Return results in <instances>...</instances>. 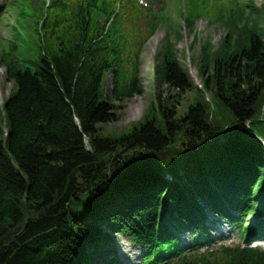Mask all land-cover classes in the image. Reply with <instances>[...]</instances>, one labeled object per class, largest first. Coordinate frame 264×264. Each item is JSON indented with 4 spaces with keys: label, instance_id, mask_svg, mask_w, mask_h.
<instances>
[{
    "label": "trees",
    "instance_id": "16d2710c",
    "mask_svg": "<svg viewBox=\"0 0 264 264\" xmlns=\"http://www.w3.org/2000/svg\"><path fill=\"white\" fill-rule=\"evenodd\" d=\"M230 30L231 38L236 26ZM100 33L93 18L81 17L35 74L10 75L17 90L0 125V264H119L112 252L89 251H99L103 238L113 242L104 223L141 243L160 240L167 219L182 207L179 200L190 203L192 195L195 201L191 190L166 187L157 162L173 148L192 155L187 165L199 179L196 195L208 190L210 179L201 157L211 158L221 192L235 193V178L250 190L245 178L264 176V149L248 127L263 113L264 30L244 32L234 43L226 39L232 52L223 48L211 71L202 70L204 91L182 114L177 97L194 86L168 41L163 83L176 100L159 98L153 118L119 136L101 127L117 121L121 105L140 94L139 66L135 57L112 60ZM109 73L114 89L108 98ZM217 101L234 117L222 136L211 122ZM221 137L222 148L204 154Z\"/></svg>",
    "mask_w": 264,
    "mask_h": 264
},
{
    "label": "rangeland",
    "instance_id": "374dc122",
    "mask_svg": "<svg viewBox=\"0 0 264 264\" xmlns=\"http://www.w3.org/2000/svg\"><path fill=\"white\" fill-rule=\"evenodd\" d=\"M255 1L259 7L264 3V0ZM20 15L21 13L18 10V12H16V19H19ZM172 15L175 14L172 13ZM2 34L0 32V36L6 39L4 32H2ZM197 36L199 39L194 41V37L189 34V32H186L183 40L180 42H175L174 40L172 42L177 44L174 47L176 63H178L189 76L194 88L181 94L176 100L175 92L163 83L165 73L164 64L167 50L165 47V31L161 29L145 46L142 54V64L140 68V82L142 87L140 94L122 104L119 109L117 121L102 126L101 133L110 136L128 134L133 128L140 126L148 118H153L155 108L159 104V98L161 97L167 98L170 101L175 99L176 109L181 114L187 111L191 104L198 101L200 91H204V82L201 81L200 77L202 70L211 71L210 66L213 61L217 59L218 56L226 54L223 48L228 46V52L231 53L233 46L230 43V45L224 47L225 43L223 42V39L227 36V31L219 25L211 26L207 20H200L198 22ZM159 68L160 73L156 74V69ZM13 87L14 85L6 80V70L0 67V105H2L9 97ZM106 94L109 98L108 90ZM212 112L213 115L211 117V122L215 127L216 134L222 135L224 131L234 123V117L219 101L216 102ZM262 112L264 113V106L262 107ZM4 123L3 114L0 113V125H3ZM253 128L260 135L264 136V114L263 120L257 121ZM221 144H223V142L213 141L210 144V147L212 150H217L222 148ZM182 153L184 152L179 148L164 152L159 159V166L173 170V166H175L176 162L180 160ZM184 154L187 155L186 153ZM121 242L126 244L127 249L124 248L128 253L136 254V250L129 240L121 238ZM133 257L134 256H132V258Z\"/></svg>",
    "mask_w": 264,
    "mask_h": 264
},
{
    "label": "bare ground",
    "instance_id": "6f19581e",
    "mask_svg": "<svg viewBox=\"0 0 264 264\" xmlns=\"http://www.w3.org/2000/svg\"><path fill=\"white\" fill-rule=\"evenodd\" d=\"M253 130H255L254 128H253ZM257 134V139L259 140V142H261V144L262 145H264V143H262V140L260 139V134L257 132L256 133ZM262 138H264V136L262 135ZM208 156H210L208 153H206ZM201 159H202V161L208 166V167H211V165L209 164V162H207V160L208 161H210V159L211 158H207V157H201ZM189 162H191V159H189ZM173 168H175V169H177V170H180V167H178V166H173ZM163 169H165V170H169V169H167V168H165V167H163ZM162 170V169H161ZM121 235H123L122 233H121Z\"/></svg>",
    "mask_w": 264,
    "mask_h": 264
}]
</instances>
